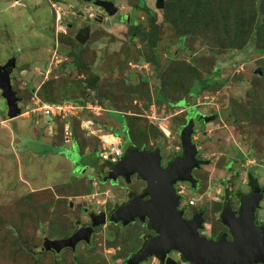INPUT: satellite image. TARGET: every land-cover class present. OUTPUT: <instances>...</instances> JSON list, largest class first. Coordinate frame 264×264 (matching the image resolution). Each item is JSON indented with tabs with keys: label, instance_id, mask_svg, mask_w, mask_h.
Instances as JSON below:
<instances>
[{
	"label": "rangeland",
	"instance_id": "1",
	"mask_svg": "<svg viewBox=\"0 0 264 264\" xmlns=\"http://www.w3.org/2000/svg\"><path fill=\"white\" fill-rule=\"evenodd\" d=\"M114 1L121 15H129V22L117 19L106 27L94 23L89 39L78 44L75 41L77 27L67 23L80 25L87 15L93 14L90 18L96 16L101 7L95 2L92 6L87 0H0V63L7 57L16 56L19 67L12 83L23 99L20 107L24 112L29 111L26 119L16 117L9 122L3 119L7 106L0 91V129L7 133L6 138L2 137L5 145L11 140L13 146L28 144L31 148L14 154L13 149H9L12 151L10 158L5 157L9 162V180L0 156V264H127L130 252L142 242L140 236L151 232L149 227L136 223L120 234L117 226L114 227L115 239L113 229L104 227L95 233L90 247L82 244L75 252L66 249L58 255L52 250H44L48 239L72 233L76 219L87 220L77 204L95 211L110 210L124 201L127 194L120 190L121 186L111 185L109 181L101 183L103 174L96 172L104 161L97 152L88 155L96 160L88 174L90 178L95 177V186L94 180L90 181L86 176L72 181L79 175L77 172H83L84 166L73 169L70 163L68 174L74 177H70L69 182L61 180V168L67 167L72 156L76 155L78 160L88 157L82 155L76 145L63 154L55 152L62 147L53 149L55 145L50 144L53 138L42 133L51 122L50 116L32 112L38 101L58 103L67 98H85L86 103H96L100 96L109 98L115 106L131 115L138 145L153 150L160 143L162 153L171 156L181 148L180 134L186 125V112L184 107L164 101L161 93L170 101L179 102L188 96L196 77L213 78V84L201 91L191 106L209 117L205 123L201 121L206 133L197 132L195 141L203 147L204 155L211 163L196 171L202 176L199 187L195 191L188 190L189 198H201L191 209H205L206 225L202 232L210 235L224 228L218 218L219 199L224 191H248V178L264 185V52L259 49L264 45V25L258 31L255 27L261 17L249 16L240 6H237L239 11L234 7L224 12L226 7L223 5L220 13L216 11L214 19H205L208 14L203 6L187 22L172 23L165 13L170 10L166 8V2L172 0H166L163 9L156 6L157 0ZM77 7L83 11V16L74 11ZM248 17L251 18L247 21ZM154 22L159 30L158 65L150 60L148 42L137 31V28L153 31ZM253 35L255 39L251 40ZM239 38L242 41L237 44L242 42V47L230 46ZM70 49L80 52L85 69L75 65L74 55L68 53ZM258 68L261 73L256 71ZM180 72L185 74L184 79ZM168 73L172 75V85L162 84L161 76L168 77ZM95 75L99 76L97 89L89 85ZM49 79L54 91L52 87V90L45 89L54 93L52 101L38 93ZM193 113L196 114L195 109ZM109 114L102 111L101 122L113 119L120 125L124 123L120 110L114 109ZM37 120L40 124H36ZM118 127L116 135L125 154L130 140L125 127ZM101 132L103 136L104 130ZM78 133L82 136L80 130ZM105 138L110 137L105 135ZM95 142L98 144L96 139ZM108 142L115 144L114 140ZM230 160L233 163L230 162L226 170ZM19 172L23 173L24 179L30 180L29 184L15 181ZM49 181L57 193H68L69 198L65 199L67 202L61 209L58 207L60 202H57L58 209H50L53 202L49 200L51 190L48 189L21 197L38 185L49 186ZM182 203L187 205L188 196ZM261 204L259 215L264 217V201ZM116 253L118 258L113 262ZM172 256L177 264H189L179 253ZM145 264L162 263L158 258H152Z\"/></svg>",
	"mask_w": 264,
	"mask_h": 264
},
{
	"label": "water",
	"instance_id": "2",
	"mask_svg": "<svg viewBox=\"0 0 264 264\" xmlns=\"http://www.w3.org/2000/svg\"><path fill=\"white\" fill-rule=\"evenodd\" d=\"M20 1V0H16ZM96 5L101 6L111 16L118 11L113 0H96ZM156 6L163 9L165 0H157ZM96 17L94 19L98 20ZM110 24V20H107ZM90 27L80 30L76 38L85 43L89 39ZM81 32H84L81 35ZM16 66V58L11 57L5 64L0 65V91L6 101L7 114L10 118L19 116L22 108L19 103L22 98L13 87L11 73ZM261 73V69L256 70ZM205 120L209 117L203 116ZM213 119L215 117H212ZM194 120L189 118L188 123L181 130L183 156H177L168 167L162 164V149L143 151L139 148L131 149L126 156L113 163L108 171V178L117 180L119 176L130 181L131 176L138 174L146 183V189L135 194L132 199L117 207L110 215V221H122L128 224L139 218L148 219L151 228L157 233L152 236L141 251L130 257L127 264H141L150 256L157 257L162 264H177L171 256L172 251H177L185 261L193 264H264V225L256 223V212L260 206L264 193L261 192L244 195L241 199L240 215L232 209L227 202L222 220L227 224L233 235L232 239L224 232L219 238H209L201 233L204 227L203 212H199L188 219L184 210L179 209L180 195L177 193L175 183L189 181L193 186L197 180L193 169L200 164L209 163V160L197 158V146L192 140ZM69 146L73 142H69ZM122 147V144H120ZM68 149H72L67 146ZM74 162L76 159H72ZM92 224L81 227L72 235L56 239H48L44 250L69 247L77 250L80 242L90 243L94 227L107 221V214L91 213Z\"/></svg>",
	"mask_w": 264,
	"mask_h": 264
},
{
	"label": "flooded vegetation",
	"instance_id": "3",
	"mask_svg": "<svg viewBox=\"0 0 264 264\" xmlns=\"http://www.w3.org/2000/svg\"><path fill=\"white\" fill-rule=\"evenodd\" d=\"M96 0H87V2H89L90 3V5H92V6H95V4H94V2H95ZM114 1V0H113ZM114 3H115V1H114ZM116 5V4H115ZM97 6V5H96ZM117 6V5H116ZM98 7H101V6H98ZM118 7V6H117ZM74 10V9H73ZM75 12H77V13H79V14H81L82 16H83V11H81V9H79L78 7H77V9H75L74 10ZM97 15L96 16H94L93 18H90V16L89 15H87V17H85L84 18V20H83V22L80 24V25H78L77 23H72V22H68L67 23V25H69L70 27L71 26H74V27H77V30H76V34H75V39H77L76 38V35L80 32V30L81 29H83V28H86V27H90V30L91 29H93L92 28V25L95 23L96 25H103V26H108V25H110V24H112V22L114 23V22H116V21H121V20H124L125 21V23L127 22H129V19H130V17H129V15H121V13L119 12V8H118V11L114 14V15H109L106 11H105V9L103 8V7H101V9H98L97 10ZM106 14L108 15V16H106ZM100 16V18L98 19V20H96V19H94V18H96V17H99ZM109 17H112V20H110V18ZM110 20V24H108L107 23V20ZM118 19V20H117ZM96 25H94V27L96 26ZM90 30H89V37H90ZM84 34V32H81V35H83ZM88 40V39H87ZM77 41H79L78 39H77ZM80 42V41H79ZM81 43V42H80ZM82 44H84V43H82ZM14 57H16L15 55H13ZM12 56V57H13ZM11 57H9L8 59H7V61L10 59ZM7 61H5L4 63H0V65H3V64H5ZM16 63H17V58H16ZM18 69V64H16V66H15V68L13 69V71H12V73H11V79H13V75H14V72L16 71ZM189 96H186L185 98H183V100L184 101H186V99L188 98ZM188 100H189V98H188ZM193 105V104H192ZM195 105V104H194ZM181 107H184V111L186 112V124L188 123V120H189V118H193V120H194V130H193V133H192V140H193V142L195 143V145L197 146V150H198V152H197V158L198 159H200V160H209V159H207V157L204 155L205 153H204V149H203V147H201V145L200 144H198L196 141H195V134L197 133V132H199V131H203L204 133H206V131H204V125L205 124H203V123H201V121L203 120L204 121V123H205V121L206 120H204V114L201 112V111H199V110H197L196 109V107H194V108H192V110L191 109H189L188 107H185V106H181ZM196 110V114H194L193 113V110ZM197 117H198V119H197ZM182 143V142H181ZM127 151V150H126ZM184 155V152H183V147H182V145H181V148H180V150L179 151H176L173 155H169V156H165L164 155V153H162V164H163V166L164 167H168L169 166V164L171 163V161L172 160H174L177 156H183ZM125 156V154L123 153V156L119 159V160H121L123 157ZM104 161V160H103ZM229 162V163H228ZM227 163V166L225 167V169L227 170V167H229L230 165H231V163H233V161H228ZM231 162V163H230ZM209 163H211V161L209 160ZM209 163H206V164H209ZM205 163L204 164H200V166H198V167H196V168H194L193 169V175H194V177L196 178V180H197V185L196 186H193L192 184H191V182H189V181H180V180H178L176 183H175V187H176V189H177V193H178V189H179V187L181 188V186H183L184 187V192H183V194H179L180 195V206H179V209H182V210H184V215H185V217L186 218H188V219H192L193 218V216L195 215V214H197V213H199V212H203V219H204V224L203 225H206V222H205V209L204 208H202V209H191L192 207H194V206H196L197 204H198V202L200 201V197H194L195 198V204L194 205H189V204H185V203H182V200H184V199H187V196H188V201H189V193H188V190H193V191H195L198 187H199V185H200V181H201V178H202V176H200L196 171L197 170H200V168L202 167V165H206ZM107 174H108V172H107ZM107 174H105L104 176H102L101 178V183H103V182H105V181H109V182H111L110 184L111 185H117V186H121L120 188V190H125L126 191V198L124 199V201H122L121 203H119V204H117V205H114L110 210L109 209H107V208H103V209H105V210H98V211H95V210H93V208L91 209V208H89V207H87V206H85V205H82V204H77V208L78 209H80L81 210V212L84 214V215H86L87 216V220H81V219H76L75 220V225H76V228L72 231V233H69V234H64V235H59V236H57V237H55V238H53V239H56V238H62V237H67V236H70V235H72L75 231H77L79 228H81V227H87V226H90L91 224H92V222H93V220H92V217H91V213H96V214H99V213H101V212H105L106 214H107V221H106V223H104V224H99V225H97L96 227H94V233H93V235H92V240H93V236L95 235V233L96 232H98V231H101L102 230V228H104V227H107V228H112L113 230L112 231H114V227H119L120 228V234L123 232V231H125L126 229H127V227L128 226H130V225H134V224H136V223H138L141 227H149V229L151 230V232L148 234V235H145L144 233L140 236L141 238H142V242H141V244L139 245V247L136 249V250H134V251H131L130 252V255L127 257V259L126 260H128V258H130V257H132V256H134L136 253H138L139 251H141L142 250V248L145 246V244L147 243V241L152 237V236H154V235H156L157 233L151 228V226H150V223H149V221H148V219H146L145 221H142V220H140L139 218H136L134 221H132V222H130V223H128V224H124L122 221H116V222H114V221H110V215H111V213L117 208V207H119V206H121V205H123V204H125V203H127V202H129L131 199H132V197L135 195V194H137V193H141V192H143L145 189H146V186H147V183L143 180V179H141L140 178V176L138 175V174H134V175H132L131 176V179H130V181H127L126 179H125V177H123V176H119L118 177V179L117 180H111L110 178H108V175ZM95 178V177H94ZM90 181H93V179H90ZM121 181H123L124 183H121ZM247 183H248V186H249V190L248 191H234L233 189L232 190H230V189H228V190H226V191H224V193H222V195H220V199H219V202H220V204H219V206H220V216H218V218L220 219V221L223 223V225H224V228H222V229H220L217 233H215V234H210V235H208V234H204L203 232H202V230H201V233L203 234V235H206V236H208L209 238H215V239H217V238H219L224 232H226L227 233V237L229 238V239H232L233 238V235H232V233H231V230L228 228V226H227V224H225L224 222H223V220H222V213H223V210H224V207H225V205H226V203L227 202H230V204H231V206H232V209L233 210H235V211H237V214L236 215H240V208H241V201H242V197L244 196V195H250V194H253V193H255V191H256V189L258 188L257 186H259L260 187V190L258 189L257 190V194H260L261 192H263L264 193V185H260L255 179H253V180H251V179H247ZM217 195V194H216ZM264 201V196H263V198H262V200L260 201V206H259V208L257 209V212H256V223L258 224V225H260V226H263L264 225V217L263 216H261V215H259L260 214V210H261V208H262V202ZM70 208H74V203L73 202H71V204H70ZM62 214H64V213H62ZM110 226V227H109ZM114 233L116 234V232L114 231ZM117 236V234L115 235V237ZM92 240H91V242L90 243H86V242H80L79 244H78V247H77V250H78V248L80 247V245H82V244H85V246L86 247H90L91 246V243H92ZM66 249H70L71 251H73L71 248H69V247H65V248H62L61 250H56V249H50V250H52V251H54V253L56 254V255H58L59 253H61V252H63L64 250H66ZM77 250H75V251H77ZM47 251V250H46ZM75 251H73V252H75ZM175 253H178L177 251H172L171 252V256H172V254L174 255ZM173 257V256H172ZM152 258H157V257H155V256H150L149 257V259L147 260V261H145V262H142L141 264H145L146 262H148L149 260H151ZM161 262V261H160ZM178 262V261H177Z\"/></svg>",
	"mask_w": 264,
	"mask_h": 264
},
{
	"label": "trees",
	"instance_id": "4",
	"mask_svg": "<svg viewBox=\"0 0 264 264\" xmlns=\"http://www.w3.org/2000/svg\"><path fill=\"white\" fill-rule=\"evenodd\" d=\"M263 1L264 0H172V1H167L166 2V0H165L166 8L170 9L169 11H165V13H166L167 19L168 20L170 19V21L172 23H177V22L184 23V22H187L189 18L195 16L197 14L196 10L200 9L203 6H206L205 11L208 14V16L205 17V19L206 18H213L214 19V16L217 15L216 11H219V13H220L222 11V6L223 5H225V7L227 9V10L225 9L224 12H226V11L229 12L230 9H232L234 7H235V9L237 11H239L237 6H240L245 11L248 12L249 16H251V17L259 16V17H261L259 19V21L255 24V27H256V29L258 31V28L261 25H264V2ZM151 14H152V12H151ZM152 15L155 16V13H153ZM250 18L248 17L247 21ZM152 25H153V31H151V32L145 31V30H143L141 28H137V31L141 35L142 39H146V41L148 42V49L150 51V54H149L150 60H152V62L155 63L156 65H158V59H157L156 51H157V41H158V31L159 30H158L156 22L152 23ZM254 39H255V36L253 35L251 37V40H254ZM75 41L78 44H80V42L77 41V39ZM236 41H237L236 44H232L230 46H235V47H238V45H241V47L243 46L242 42L240 44H237L238 42L242 41V39L239 38ZM259 49L264 52V45L260 46ZM68 53L74 55V57H75L74 58V63H75L76 66L84 67V69L86 68L85 63H83V61H81V59H80V57H81L80 52H77L76 49L75 50L74 49H70ZM145 60L146 59H143L142 61H145ZM180 73H181L180 75H182L183 79H184L185 78V74H183L182 72H180ZM161 79L163 80L162 84H164V85H167V84L172 85L170 82H171V80H173V78H172V75L169 76V73H168V77H165V76L162 75ZM98 80H99V76L95 75L94 79L92 80L93 83L89 84L90 87H93L94 89H97L96 86H97V81ZM213 81H214L213 78H209L208 79V78L196 77L193 80V82L190 85V87H189V90H188L189 100L187 98L186 101L183 100V98H185V97H183L182 99H180L179 102H172V101L169 100V97H167V95H165L163 93H161L160 97H162V99L164 101L168 102L170 105H175V106H180V107L181 106H185V107H188L189 109L192 110V108H194V107H191V106H192L193 103H195L197 95L201 91L208 89L209 86L211 84H213ZM51 83H53V82L52 81L50 82V79L47 80L46 82H44L42 84V86L38 90V93L41 95V97L44 98L45 100H48V101L54 100V93L52 91L48 92L45 89V87L51 88L52 87ZM52 88H53V91H54V87H52ZM52 88H51V90H52ZM98 98L99 99H96L95 101H97L103 107H105V105H107V107L108 106H112L113 109H118V110H120L123 113L122 114L123 115V121L122 122H124L123 123L124 126H127V133H128V137H129V140H130V146L127 149V151L125 152V156L127 155V153L131 149H133L135 147L139 148V149H141L143 151H153V150H156V149L162 147V145L159 143L153 148V150L152 149L148 150L147 148H144V147H141V145H138V143L136 142V139L134 137L135 133H134L133 125H132L131 115H129L125 111V109H123V108L119 109L117 106H115L113 104V102L109 98H106V97H103V96H100ZM67 101H71V102H74V103H76L75 101H77V102H85L86 103L85 98L84 99H80V100H75V101H72V99H68L67 98V99H64L61 102H67ZM173 103H175V104H173ZM106 110H107V108H106ZM86 112L87 111L81 112L79 114L81 116L78 117V118L71 119L73 116H70V117H68V119H64L63 122H61V125H59V135H60L61 141L63 143H65L64 126L69 121L70 125H71V129L73 131V138L72 139L75 140L76 142H78V144L82 147V149H85V147H87V146L90 147L89 146L91 144V141L89 140L90 138L86 137V133L84 131L85 129L82 128V126H81L82 120H84L83 116L85 115ZM77 121H78V124L76 126L75 123ZM79 130L81 131L82 136L79 135V133H78ZM83 138L86 139V140H84ZM161 138H164V137L161 136ZM97 141L100 142V140H98V139H97ZM100 147L101 146L99 145V143L95 144L94 153L97 152L99 154ZM112 164L113 163L109 162V165H108L109 169H110ZM115 239H116V237H115ZM110 242L111 241H109L108 243L110 244ZM117 254L118 253H116V255H113V258H112L113 262H115V260H117V258H118ZM183 260H184V258H183ZM188 263L189 264H193V263H190V262H188Z\"/></svg>",
	"mask_w": 264,
	"mask_h": 264
},
{
	"label": "crops",
	"instance_id": "5",
	"mask_svg": "<svg viewBox=\"0 0 264 264\" xmlns=\"http://www.w3.org/2000/svg\"><path fill=\"white\" fill-rule=\"evenodd\" d=\"M59 17H61V16H59ZM62 23H63V21H62ZM53 42V41H52ZM7 59H8V57L4 60V62L5 61H7ZM4 62H2V63H4ZM17 64V63H16ZM18 67H19V64H18ZM16 90V89H15ZM17 91V90H16ZM18 93V92H17ZM21 97V96H20ZM23 100V99H22ZM21 100V101H22ZM20 101V102H21ZM72 101H75V100H72ZM23 102V101H22ZM69 102H71V101H69ZM76 103L75 104H85L84 102H77V101H75ZM72 103H74V102H72ZM19 105H20V103H19ZM109 108H107V110L105 111V109L104 110H101L100 111V114L102 113V111H105V112H107L108 114L109 113H112L113 112V108H112V106H108ZM5 111H7V110H5ZM33 113H35V114H40V113H42V112H36V111H32ZM88 112V113H87ZM86 113H85V115L83 116V118L84 119H87V118H91V119H94L95 118V120H96V122L93 124V125H90L89 126V128L90 129H92V131L94 132L92 135H87L86 134V137L87 138H90L89 140H93L91 143H93V145L92 144H90L89 146L90 147H85V149H82V147L78 144V142H76L75 140H73L72 139V142H73V144L71 145V146H69L70 144H69V142L68 143H63L62 141H61V138H60V135H59V124H58V119H60V118H53V117H50V123H48L49 125H48V128H45V130H43L42 131V133H43V135L44 136H50L51 138H53V140L52 141H50V144H53V149H55L56 148V146H57V148L58 147H62V150H60V148H58V150H56L55 152L56 153H61V154H63V151H64V153H65V150H70V149H68L67 148V146L68 147H70V148H72V147H74L75 145L77 146V148L79 149V152L82 154V155H87L86 157H88V158H85V159H83V158H81V159H76V155H75V157L74 156H72L73 157V159L75 158L76 159V161L74 162V161H69L68 160V165H67V167L65 168V167H62L61 168V171H62V173L60 174V176H61V180L63 179V182H69V178L70 177H74L72 174H68V172L70 171L69 170V163H70V165L73 167V169H74V167L75 166H78V167H80V166H84L83 167V172L81 171H79V172H77L79 175L78 176H76V177H74V178H72V181L73 180H77V179H82L83 177H87L88 178V180H90V179H93L94 180V186L97 184V181L95 180V178L94 177H92V178H90V177H88V174L90 173L89 172V168L90 167H92V166H95V163H96V160L95 159H92V157H89L88 155H92V154H94V148H95V144H97L96 142H95V139H96V141H97V139L98 140H100V142H98L99 143V145L101 146L102 144H103V138L104 139H106L105 138V135H109L110 136V138L112 139V141L114 140L115 141V144H118V145H120L121 144V140H118V136L116 135L117 134V132H118V130H119V127L117 128V125H119L120 127L121 126H124L123 124L122 125H120L119 124V122L116 120H113L112 119V117H111V119H112V121H102L101 122V120H100V114L99 115H93V113H90L89 111H87ZM81 113V111H79L76 115H74L71 119H73V118H78V117H80L81 115H79ZM28 114H29V111H26V112H24L23 110H22V113L19 115V116H16V117H20L21 119H26V118H28V117H26V116H28ZM79 115V116H78ZM110 115V114H109ZM3 116H4V118L3 119H7L8 120V122H9V120H11V119H13V118H16V117H13V118H10L9 116H8V114L6 113V112H4L3 113ZM111 116V115H110ZM23 117V118H22ZM60 121L61 122H63V120L62 119H60ZM36 124H40V120H37L36 121ZM46 124V123H45ZM52 127V130L50 129V127ZM125 127V132H126V134L128 135V133H127V126H124ZM40 129V128H39ZM89 129V130H90ZM104 130V134H103V136H102V132H101V130ZM49 130V131H48ZM87 130V129H86ZM86 130H84L85 132H86ZM47 134V135H46ZM2 137H4V138H6L7 137V133L5 132V131H3V128L2 129H0V138H1V141H0V148L2 149V153L0 154V156H1V158H2V161H3V163H4V165H3V170L5 171V174L8 176V180H9V175H8V173H9V162H8V159H6L5 157H7V158H10V152H12V151H9V149L11 148V149H13V153L12 154H14L15 152H19V151H21L22 149H26V148H28V144H24V145H22V146H13L12 145V141L10 140V142H9V145H5V141L3 140V138ZM37 138V137H36ZM107 140H110L109 138L107 139ZM2 143V144H1ZM10 146V147H9ZM129 148V147H128ZM31 148H28V150H30ZM100 150V149H99ZM52 151H54V150H52ZM73 155V154H72ZM3 156V157H2ZM46 156V154H43V157H45ZM71 157V158H72ZM82 157V156H81ZM99 158H100V156H99ZM101 159V158H100ZM102 160V159H101ZM76 164V165H75ZM106 165V166H105ZM108 165H109V162L108 161H104V164H102V166L99 168V170H98V172H96V174H103V176L105 175V174H107V172L109 171V168H108ZM93 168V167H92ZM92 168H91V170H92ZM72 169V170H73ZM20 170V169H19ZM20 171H22V170H20ZM64 172V173H63ZM10 174V173H9ZM16 174V173H15ZM23 173L22 172H19V175H18V179H16L15 181H21L23 184H24V182H26L27 184H29V182H30V180H27V179H24L23 178V175H22ZM22 175V176H21ZM71 181V182H72ZM50 183H48V185L49 186H42V184L41 185H38V187H34V188H32L31 189V191H29V192H27L26 194H24V195H22L21 197H23V196H26L27 194H34L35 193V191H37V190H41V189H48V190H51V194H50V198H49V200L50 201H52L53 202V205L50 207V209H58V207H60L59 209H61L62 207H63V203H65V202H67V201H65V199L66 198H69V196H68V193L66 192H56L55 191V189H54V187H53V184L51 183V181H49ZM62 183V182H61ZM68 191H69V188H68ZM84 196V195H83ZM82 196V197H83ZM63 199V200H62ZM57 202H60V203H62L61 205H59L58 207H57ZM63 213V212H62ZM65 234H68V233H65ZM64 235V234H63ZM61 236V235H60Z\"/></svg>",
	"mask_w": 264,
	"mask_h": 264
},
{
	"label": "built area",
	"instance_id": "6",
	"mask_svg": "<svg viewBox=\"0 0 264 264\" xmlns=\"http://www.w3.org/2000/svg\"><path fill=\"white\" fill-rule=\"evenodd\" d=\"M93 14H90L92 16ZM106 111V108L103 107L98 102L96 103H85V104H75L72 102H58V103H39L37 102L36 108H33L32 111L42 112L43 114L53 117L60 118L62 120L68 119L67 117L76 115L79 111H89L93 115H99L101 110ZM96 122L95 118H87L82 120L81 126L86 130L87 135H92L94 132L89 128L90 125H93ZM90 129V130H89ZM65 134V143L71 142L73 138V131L71 129L70 122L68 121L64 126ZM110 137V136H109ZM111 141L112 139L109 138ZM99 156L104 161H109L110 163H116L123 156L122 147L118 144H111L107 139L103 138V144L99 150ZM184 187L181 186L178 189L179 194H183ZM189 205L195 204V198L191 197L188 201Z\"/></svg>",
	"mask_w": 264,
	"mask_h": 264
}]
</instances>
